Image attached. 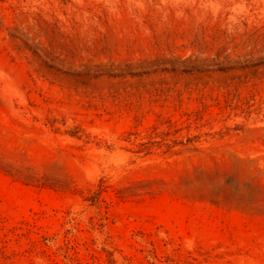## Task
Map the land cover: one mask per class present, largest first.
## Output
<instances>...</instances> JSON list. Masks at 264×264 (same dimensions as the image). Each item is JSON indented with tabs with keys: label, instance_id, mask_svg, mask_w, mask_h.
Returning <instances> with one entry per match:
<instances>
[{
	"label": "rangeland",
	"instance_id": "obj_1",
	"mask_svg": "<svg viewBox=\"0 0 264 264\" xmlns=\"http://www.w3.org/2000/svg\"><path fill=\"white\" fill-rule=\"evenodd\" d=\"M0 264H264V0H0Z\"/></svg>",
	"mask_w": 264,
	"mask_h": 264
}]
</instances>
